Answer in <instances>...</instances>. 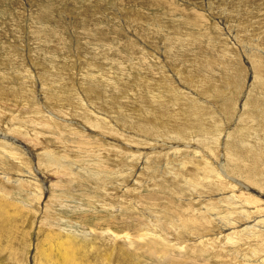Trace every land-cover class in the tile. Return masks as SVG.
Returning a JSON list of instances; mask_svg holds the SVG:
<instances>
[{
  "label": "rangeland",
  "instance_id": "1",
  "mask_svg": "<svg viewBox=\"0 0 264 264\" xmlns=\"http://www.w3.org/2000/svg\"><path fill=\"white\" fill-rule=\"evenodd\" d=\"M153 1L0 0V78H2L0 90L3 92L0 91V97L3 98H0V112H2L0 123H3L0 130L4 128L6 131L4 126L14 124V127L29 134L32 140L39 141L41 148L31 146L30 152L40 161V166L46 163V160L41 157L45 152H55L60 160L51 168L42 167L45 176H54L51 179L52 184L51 182L46 185L40 184L42 196L38 197L34 187V180L38 178L35 170L9 160H5L8 163L4 161L3 164L0 159V165L2 164L0 190L12 192L10 198L0 196L1 203L4 206L7 202L13 203L12 207L3 209L6 219H9L3 227V236L0 241L1 251H4L0 253V264H44L45 261L47 264V260L51 258H54L48 261L51 264H76L75 262L103 264L102 255L109 254L110 250L115 253L113 264H170L169 261L173 264L175 261L178 264H239L242 262L237 260V257L228 256L225 252L226 247H233L237 242L223 245L224 249L221 250L218 241L221 232L224 234L226 232L225 235L228 236L233 228L249 227V225L241 224V228H238L219 219L224 215H230L228 207L231 201L228 197L233 189L230 187L235 186L236 183L227 181V183L218 184L221 180L213 178L214 174L209 170L210 163L217 168L215 159L210 156L207 144L195 137L198 136L197 133L200 132L201 127L204 128L203 130H210L207 137L216 132L221 142V148L217 154L220 156L225 150L229 159L230 147L224 146L230 143L227 138L233 136L231 138H236L237 145H240L238 136L240 130L253 129V124L249 120L250 115L246 120L244 117L247 113L255 114L256 111L257 129L261 128L260 136H264V97L261 96L264 89L253 86L256 75H264V0H172L174 10L161 4V1L165 0H158L157 3ZM198 11L203 15L198 14ZM193 13L198 17L196 18ZM180 39L185 40L182 45L178 43ZM235 71L239 73L236 79L230 76L235 74ZM141 79H143L142 82H140ZM134 81L137 84L133 83ZM164 82H167L165 97L160 95L162 89L159 88L164 85ZM237 82L244 83L242 91L235 86ZM170 88L178 91L179 103L163 100L167 98ZM75 93L81 97L80 103L68 110L71 95ZM59 95L63 99L62 105L65 104L62 112L53 109L50 103L51 99L54 100ZM190 99L200 103L201 116L207 113L210 115L207 117L209 119L201 118L200 121L195 122L192 118L183 116V111L189 109L187 100ZM200 99L207 100L205 106ZM230 100H234L237 104L232 107ZM244 103L247 106L245 109ZM142 108H145V111ZM162 111L163 114H161ZM50 112L52 127L50 124L45 125L42 120L43 115ZM96 112L104 118L103 121L106 119L108 122L106 133L95 130L89 124L95 120L102 121L103 118ZM22 119L29 122H23ZM64 119L66 123L63 122ZM151 121L155 124L158 121L161 122L155 125ZM143 126L153 130L165 127L166 132L174 129L181 133L185 132L184 139L178 141V144H181L178 150L182 152L173 153L168 148L156 150L152 156L148 157L151 160H148L145 158L146 152L153 146L145 145L146 142L158 145L163 139L153 133L144 132ZM168 128L171 129L168 130ZM89 133L92 135L90 136ZM123 135L127 136L123 137ZM132 137H136L133 144ZM82 140L86 143L85 146H78L77 143ZM255 144V148L247 152L248 155L255 154L259 150L262 152L264 149L261 139L255 140ZM133 145L141 147L136 149L132 147ZM235 147L243 153L240 148L242 146ZM127 148L132 151L129 153ZM133 152L137 154L140 152L138 155L141 154L142 158H133ZM167 157L169 159H166ZM28 159L22 156V160ZM67 159L69 163L65 162V160L68 161ZM130 160L133 162L130 163ZM168 163H170L169 166ZM99 165L106 170L99 174L93 173V178L90 171L96 170L95 167ZM59 166L69 169L71 173L69 177L59 172ZM256 166L260 167V165ZM116 172L123 174L118 178ZM81 173L82 176L85 175L82 177ZM8 176L12 178V181L20 178L27 188L22 190L15 184L8 183L6 181ZM78 176L79 178L76 179ZM57 180L59 182H56ZM121 181L125 182L122 184ZM59 183L60 187L57 186ZM193 184L196 188L192 186ZM235 189L237 191L240 187ZM60 192L64 194L61 195ZM133 199L139 203L132 202ZM206 203H208L207 206H205ZM251 206L255 208L258 204L254 203ZM202 208L208 211L203 210V213ZM246 208L248 207L245 205L244 210L250 213V219H247L249 222L259 218ZM215 209H220L217 211L218 214ZM163 210L166 212L164 213ZM216 214L218 217L215 216ZM232 218L237 219V215H233ZM196 220L200 222L199 225ZM53 222L57 224H52ZM109 228L115 233L113 234ZM189 228H192L189 231L196 234L187 235L186 231ZM258 230L260 232L253 228V231L264 235L263 227L260 226ZM130 233L131 236H129ZM201 237L203 239H200ZM240 238L246 237L242 234ZM6 239L9 241L6 242ZM203 240H205V248L202 245ZM58 243L67 247H60ZM181 243L184 247L186 246L184 250H180L177 246ZM199 243H202V246ZM115 245L118 247L114 249ZM120 249L124 257L120 254ZM58 250L65 255L60 256ZM221 252L223 256H226L225 259L220 257ZM46 254L49 256L48 259ZM62 256H68L66 257L68 263ZM43 258L46 259L43 260Z\"/></svg>",
  "mask_w": 264,
  "mask_h": 264
},
{
  "label": "bare ground",
  "instance_id": "2",
  "mask_svg": "<svg viewBox=\"0 0 264 264\" xmlns=\"http://www.w3.org/2000/svg\"><path fill=\"white\" fill-rule=\"evenodd\" d=\"M157 1L158 0H154L153 2H156L157 3ZM159 2V1H158ZM161 4H163L165 7H167V8H172V10H174V5H173V1L172 0H165V1H161ZM152 5V4H151ZM127 10V9H126ZM129 10V9H128ZM176 12V11H175ZM175 12H174V14H175ZM181 12V11H180ZM186 13V12H185ZM193 14H195V13H193ZM198 14H200V15H203L202 13H199V11H198ZM171 15V14H170ZM182 15V14H181ZM184 15V14H183ZM188 14H186V16H187ZM199 15V16H200ZM197 16V14H195V17ZM188 17V16H187ZM198 17V16H197ZM196 17V18H197ZM195 18V19H196ZM199 18H201V17H199ZM202 19V18H201ZM205 19V18H204ZM198 22V21H197ZM191 25H193V24H191ZM189 26V25H188ZM195 26V25H194ZM198 26V25H197ZM142 28H144V27H142ZM188 30V29H187ZM151 31V30H150ZM151 33V32H150ZM190 38V37H189ZM167 39H169V37L167 36ZM175 40H178V39H176V38H174ZM169 41V40H168ZM185 42V40H179L178 41V43H179V45H182V43H184ZM72 44V43H71ZM186 45V44H185ZM144 46V45H143ZM183 47V46H182ZM144 49H146L147 50V48H144ZM153 50V49H152ZM155 52H156V50H154ZM158 49H157V52H156V56L158 57ZM44 52V51H43ZM154 52V53H155ZM152 53V52H151ZM153 55V54H152ZM159 60V59H158ZM147 63V62H146ZM238 63V62H237ZM132 64V63H131ZM158 64V63H157ZM159 65V64H158ZM161 65V64H160ZM259 65V64H258ZM236 66V65H235ZM160 67V66H159ZM231 67V66H230ZM234 67V66H233ZM164 68H167V67H164ZM226 68V67H225ZM130 70V69H129ZM173 70V69H172ZM236 70V69H235ZM237 70H238V68H237ZM233 71H234V68H233ZM236 73L235 74H233V75H230L232 78H237L238 77V75H239V73L237 72V71H235ZM158 74V73H157ZM167 74V73H166ZM165 74V75H166ZM172 74L173 75H175V73L174 72H172ZM182 75V74H181ZM20 76V75H19ZM135 76V75H134ZM5 77V76H4ZM3 77V78H4ZM14 77V76H13ZM190 78V77H189ZM2 78H0V80H1ZM22 79V78H21ZM192 79V78H191ZM14 80V79H13ZM134 80V79H133ZM186 80V79H185ZM143 81V79H141V81L140 82H142ZM147 81V80H146ZM156 81V80H155ZM187 81V80H186ZM48 82V81H47ZM52 82V81H51ZM148 82V81H147ZM193 82V81H192ZM254 82H255V85H253V86H255V88H258V87H260V88H263L264 89V75L263 76H261V75H256V78L254 79ZM133 83H136L135 81L133 82ZM195 83H196V81H195ZM3 84V83H2ZM45 84H47V83H45ZM137 84V83H136ZM165 84H167V82L165 83L164 82V85L161 87V86H159V88L160 89H162V91L160 92V95H163L164 97H165V90H166V85ZM243 82H241V83H235V86H237V88H238V90H241L242 91V87H243ZM48 85V84H47ZM140 86V85H139ZM165 86V87H164ZM234 86V85H233ZM146 87V86H145ZM144 87V88H145ZM224 87V86H223ZM225 87H227V86H225ZM56 88V87H55ZM232 88V87H231ZM254 88V87H253ZM157 89V88H156ZM155 89V90H156ZM168 89V88H167ZM181 89V88H180ZM221 89H224V88H221ZM229 89V88H228ZM235 89H236V87H235ZM16 90V89H15ZM22 90V89H21ZM225 90V89H224ZM1 91V90H0ZM12 91V90H11ZM31 91V90H30ZM77 91V90H76ZM137 91V90H136ZM181 91V90H180ZM223 91V90H222ZM20 92H22V91H20ZM68 92V91H67ZM67 92H66V95H67ZM73 92V91H72ZM82 92V91H81ZM86 92V91H85ZM138 92V91H137ZM260 92V91H259ZM1 93H3L2 91H1ZM56 93V92H55ZM69 93V92H68ZM70 93H71V91H70ZM79 93V92H78ZM89 93V92H88ZM159 93V92H158ZM190 93V92H189ZM225 93V92H224ZM21 94V93H20ZM19 94V95H20ZM52 94V93H51ZM58 94V93H57ZM143 94V93H142ZM156 94V93H155ZM167 98L165 99V98H163V100L165 101V102H167V100H169L170 102H172V103H176V102H180V99H178V96H179V94H178V91H176L174 88H170L169 90H168V92H167ZM206 94H208V92L206 93ZM230 94V93H229ZM234 94V93H233ZM250 94V93H249ZM260 94V93H259ZM262 94V95H261ZM260 95L261 96H263L264 97V93H261ZM25 95H27V94H25ZM62 95V94H61ZM63 95H64V93H63ZM69 95V94H68ZM71 95V94H70ZM123 95V94H122ZM146 95V94H145ZM257 95H258V93H257ZM55 96V95H54ZM82 96H84V94L82 95ZM124 96V95H123ZM147 96H148V94H147ZM146 96V97H147ZM158 96V95H157ZM188 96H189V94H188ZM232 96V95H231ZM20 97H22V96H20ZM61 97L62 96H58V98H55L54 100L53 99H51L50 100V103H52V108L53 109H56V111H58V112H62V111H64L63 109H64V105H62V100L63 99H61ZM66 97V96H65ZM127 97V96H126ZM180 97V96H179ZM193 97V96H192ZM233 97V96H232ZM260 97V96H259ZM0 98H2V96L0 97ZM25 98V97H24ZM64 98V97H63ZM68 98V97H67ZM70 98V97H69ZM84 98V97H83ZM123 98H125V97H123ZM3 99V98H2ZM21 99V98H20ZM49 99V98H48ZM65 99V98H64ZM159 99V98H158ZM195 99V98H194ZM194 99H190V100H187V104H188V107H189V109H187V111H183L184 112V114H183V116L185 117V118H192L193 120H195V122H197L196 120H199L200 121V119L202 118V119H209V118H207V117H210V115L209 114H204V115H202L201 116V113H200V108L202 107L201 105H200V103L198 102V101H194ZM69 100V99H68ZM80 100H81V97L78 95V94H73V95H71V101L69 102V104L67 103V100H66V103L68 104V106H69V109L68 110H71V109H73V107L74 106H77V105H79V103H80ZM139 100V99H138ZM201 101H203L204 102V106L206 105V103H207V100H203V99H200ZM20 101H22V100H20ZM25 101V100H24ZM23 101V102H24ZM86 101V100H85ZM104 101V100H103ZM154 101V100H153ZM231 101V105H232V107H234V105L235 104H237V102H235L234 100H230ZM65 102V101H64ZM145 102H147V101H145ZM100 103V102H99ZM160 103V102H159ZM2 104V103H1ZM145 104H147V103H145ZM245 104V103H244ZM97 105V104H96ZM39 106V105H38ZM145 106V105H144ZM244 106V109L247 107L246 106V104L245 105H243ZM252 106V105H251ZM18 107V106H17ZM20 107V106H19ZM22 107V106H21ZM47 107V106H46ZM161 107V106H160ZM166 107V106H165ZM209 107V106H208ZM258 107V106H257ZM9 108H10V106H9ZM33 108H35V107H33ZM158 108V107H157ZM163 108V107H162ZM238 108V107H237ZM256 108V107H255ZM1 109V108H0ZM103 109H104V107H103ZM143 109V108H142ZM145 109V108H144ZM143 109V110H144ZM151 109V108H150ZM208 109V108H207ZM252 108H250V110H251ZM49 110V109H48ZM152 110V109H151ZM158 110V109H157ZM204 110V109H203ZM261 110V109H260ZM35 111H36V109H35ZM107 111V110H106ZM145 111V110H144ZM159 111V110H158ZM262 111V110H261ZM261 111H258L259 113L261 112ZM29 112V111H28ZM47 112V111H46ZM109 112H111V111H109ZM151 112V111H150ZM160 112V111H159ZM248 112V111H247ZM254 112V111H253ZM257 112V111H256ZM256 112H255V114L254 113H247L246 115H245V117H244V120H246L248 117H249V115H250V118H249V120H251V122H252V124H253V126H252V128L253 129H247V130H245V129H241L240 130V132H239V134H238V136H239V138H240V145H237V143H236V138L235 139H232L231 137H233V136H231V137H228L227 138V140H228V142H230V143H228V144H224V146H229L230 147V154H229V159H228V154H227V152L224 150V153L222 154V155H218L217 154V152L219 151V149L221 148V142H220V140H219V138H218V135H217V133L215 132V133H213V134H210L208 137L206 136L207 135V133H209V131H206V130H203L204 128L203 127H201L200 128V132H198L197 134H198V136L197 137H195V138H197V139H202L207 145V150L210 152V156H212V157H214V159H215V163L217 164V168L219 167V169L217 170V168H216V166H214V164H212V163H210L209 161V170L214 174L213 175V178H216V180H221L218 184H221V183H224V182H226L227 183V181H234V183H236V185L235 186H231L230 188L232 189V193L230 194V196L228 197V200L229 201H231V203H230V205H229V207H228V211H230V215L228 216V215H224V216H222V218H219L220 220L222 219V221L225 223V222H229V224L230 225H235L236 227H238V228H241L240 227V225L241 224H246V225H249V227L247 226L246 228H241V229H237V228H233V229H231L230 231H231V233L227 236V235H225L226 234V232H225V234L223 233V232H221L220 233V235H221V237L218 239V237H217V239H218V241L220 242L219 244H220V248H221V250H222V248L224 249V247H223V245H230V244H234V243H236L237 242V244L235 245V246H233V247H226L225 248V252H226V254H228V256H230V257H232V258H234V257H237V260H241L243 263H245V264H264V235H262V234H259V233H257V232H260L258 229H260V226L261 227H263L264 228V149L262 150V152L259 150L258 152H256L255 154H247V152H251L255 147L254 146H256V144H255V140L257 141V140H259V139H261V141H262V143H264V136H260V129L261 128H259V129H257V127H258V122H257V119H256ZM0 113H2V112H0ZM73 113V112H72ZM90 113H91V111H90ZM97 113V112H96ZM145 113V112H144ZM209 113V112H208ZM12 114H14V113H12ZM23 114V113H22ZM40 114H41V112H40ZM50 114H52L51 112L49 113V114H47V115H43V118H42V120H43V122L45 123V125H47V124H50V123H52V120H51V118H50ZM78 114V113H77ZM84 114V113H83ZM100 114V113H99ZM98 113H97V115L98 116H100ZM155 113H153V115H154ZM161 114H163V111H162V113ZM15 115V114H14ZM26 115H27V113H26ZM67 115V114H66ZM102 115V114H101ZM104 116H105V114H103ZM111 115H114V114H111ZM143 115V114H142ZM149 115V114H148ZM212 115V114H211ZM261 115V114H260ZM41 116H42V114H41ZM145 116V115H144ZM159 116H161V115H159ZM30 117V116H29ZM100 117H102V116H100ZM114 117V116H113ZM146 117V116H145ZM144 117V118H145ZM155 117V116H154ZM217 117V116H216ZM8 118V117H7ZM28 118V117H27ZM103 118V117H102ZM110 118V117H109ZM260 118V117H259ZM95 119V118H94ZM165 119V118H164ZM217 119V118H216ZM0 120H1V118H0ZM23 120V119H22ZM104 120V118L102 119V121H99V120H95V121H93V122H90L89 124H90V126L92 127V128H94L95 130L97 129V130H101L102 131V133L103 132H105L106 133V131H107V127H108V122H107V120L105 119V121H103ZM145 120V119H144ZM149 120V119H148ZM190 120V119H189ZM211 120V119H210ZM25 121H27V120H23V122H25ZM63 121V120H62ZM89 121V120H88ZM191 121V120H190ZM189 121V122H190ZM12 122H13V119H12ZM27 122H29V121H27ZM26 122V123H27ZM64 123H66V119H64V121H63ZM152 122V121H151ZM158 122H161V121H158ZM157 122V123H158ZM188 122V123H189ZM2 123V122H1ZM0 123V127H1V125L3 124H1ZM14 123V122H13ZM20 123H22V122H20ZM41 123V122H40ZM75 123V122H74ZM156 123V124H157ZM187 123V122H186ZM187 123V124H188ZM202 123V122H201ZM31 124V123H30ZM36 124H39V123H37L36 122ZM43 124V123H42ZM54 124V123H53ZM82 124V123H81ZM152 124H155L154 122H152ZM155 124V125H156ZM159 124V123H158ZM160 124H162V123H160ZM197 124V123H196ZM200 124V123H199ZM255 124V125H254ZM35 125V124H34ZM86 125V124H85ZM84 125V126H85ZM188 125H192V124H188ZM201 125H203V123L201 124ZM251 125V124H250ZM249 125V126H250ZM3 126V125H2ZM15 125L13 124V125H11V126H8V125H6V126H4L5 128H6V131H4L5 129L3 128L2 130H0V159H1V161H2V163L6 160H9L10 162H13V163H15V164H18V163H20V166H25L26 165V167H28L29 169H34L35 170V175H36V177H38V178H35V180H34V187L36 188V192H37V195H38V197H40V196H42V193H41V191H40V188H41V183L42 184H45L46 185V183H49L50 184V182H51V184H52V181H51V179L53 178V176L54 175H48V176H45V171L42 169V167H44V168H51L53 165H57L58 163H59V161L60 160H58V158H57V156H56V154H55V152H53V153H51V152H45V153H43L42 155H41V157L44 159V160H46V163H45V165H43V166H40V161H38L32 154H31V152H30V149H31V146H34V147H37V146H39L40 147V143H38L39 141H37V140H32V137H30L29 136V134H26L25 132H23L21 129H19V128H16V127H14ZM50 126H51V124H50ZM82 126V125H81ZM80 126V127H81ZM88 126V125H87ZM161 126V125H160ZM248 126V127H249ZM34 127V126H33ZM43 127V126H42ZM52 127V126H51ZM89 127V126H88ZM144 127V126H143ZM200 127V126H199ZM35 128V127H34ZM148 126L147 127H144L143 128V131L144 132H146V133H153L155 136H157V137H159L160 139H163V141L162 142H159L158 143V145L157 144H153V143H149V142H146V144L145 145H148V146H153V148L152 149H148V151L146 152V155H145V158H148L149 156H152L153 154L152 153H154L156 150H165L166 148H168L169 149V151L170 152H173V153H180V152H182L181 150H178V147H180V145L178 144V141L180 142V141H182L183 139H184V134H185V132H180V131H177V129H176V131H168V132H166V129H165V127L163 128V127H161V128H158L157 130H153V129H151V128H148ZM152 128H153V126H152ZM195 128V127H194ZM197 128H198V126H197ZM244 128V127H243ZM30 129V128H29ZM43 129V128H42ZM79 129V128H78ZM171 128H168V130H170ZM209 129V128H208ZM25 130V129H24ZM28 130V129H27ZM80 130V129H79ZM84 129H82V131H83ZM87 131H89V130H87ZM247 131V132H246ZM84 132V131H83ZM94 132V131H93ZM191 133L193 132V131H190ZM87 133V132H86ZM86 133H84V134H86ZM97 133H99V132H97ZM117 133V132H116ZM238 133V132H237ZM46 134V133H45ZM75 134V133H74ZM196 134V133H195ZM39 135V134H38ZM89 135H90V133H89ZM88 135V136H89ZM92 135V134H91ZM90 135V136H91ZM89 136V137H90ZM125 136H127V135H125ZM124 135H123V137H125ZM88 137V138H89ZM95 137V136H94ZM93 137V138H94ZM120 137V136H119ZM130 136H128V138H129ZM140 137V136H139ZM37 138V137H36ZM76 138V137H75ZM91 138V137H90ZM131 138V137H130ZM134 138H136V137H134ZM133 137H132V139H134ZM142 138V137H141ZM239 138H238V140H239ZM53 139H55L54 137H53ZM56 139H57V137H56ZM60 139V138H59ZM58 139V140H59ZM118 139V138H117ZM116 139V140H117ZM126 139V138H125ZM57 140V141H58ZM74 140V139H73ZM92 140V139H91ZM113 140V139H112ZM65 141V140H64ZM64 141H63V143H64ZM89 141V140H88ZM120 141V140H119ZM129 141V140H128ZM127 141V142H128ZM132 141V140H131ZM134 141H135V139L133 140V142H131L132 144L134 143ZM185 141H186V139H185ZM59 142V141H58ZM90 142V141H89ZM88 142V143H89ZM109 142V141H108ZM124 142H125V140H124ZM126 142V143H127ZM201 142V140L199 141V143ZM72 143V142H71ZM92 143V142H91ZM96 143V142H95ZM121 143V142H120ZM125 143V144H126ZM204 143V144H205ZM239 143V142H238ZM257 143V142H256ZM65 144V143H64ZM85 142H84V140H82V141H80V142H78L77 143V145L78 146H85ZM90 144V143H89ZM110 144H111V142H110ZM118 144V143H117ZM124 144V145H125ZM198 145V144H197ZM89 146V145H88ZM147 146V147H148ZM190 146V145H189ZM206 146H204L205 147V149H206ZM223 146V147H224ZM235 146H242V147H240L241 148V150H242V152L244 153H240L239 151H238V149L235 147ZM258 146V145H257ZM116 147V146H115ZM119 147V146H118ZM121 147V146H120ZM125 147V146H124ZM129 147H131V146H129ZM132 147H134V148H136V149H139L141 146H135V145H133ZM143 147V146H142ZM190 147H192V146H190ZM41 148V147H40ZM75 148V147H74ZM109 148V147H108ZM123 148V147H122ZM148 148H150V147H148ZM197 148V147H196ZM227 148V147H226ZM33 149V148H32ZM84 149V148H83ZM98 149V148H97ZM102 149V148H101ZM135 149V150H136ZM187 149H188V147H187ZM53 150V149H52ZM69 150V149H68ZM73 150V149H72ZM81 150V149H80ZM94 150V149H93ZM105 150H107V149H105ZM109 150V149H108ZM116 150H118V149H116ZM125 150V149H124ZM127 151H129L128 150V148L126 149ZM131 151H132V149H130ZM190 150H192V149H190ZM193 150H194V148H193ZM199 150V149H198ZM240 150V151H241ZM65 151V150H64ZM99 151V150H98ZM131 151H129V153L131 152ZM139 151V150H138ZM143 151V150H142ZM141 151V152H142ZM168 151V152H169ZM66 152V151H65ZM77 152H79V151H77ZM83 152H84V150H83ZM82 152V153H83ZM89 152H91V151H89ZM88 152V153H89ZM101 152V151H100ZM189 152V151H188ZM187 152V153H188ZM190 152H192V151H190ZM189 152V153H190ZM245 152H246V154H245ZM80 153V152H79ZM88 153L86 154V155H88ZM121 153V152H120ZM119 153V154H120ZM140 153V152H139ZM138 153V154H139ZM196 153V152H195ZM201 153V152H200ZM59 154V153H58ZM64 154V153H63ZM66 154V153H65ZM68 154V153H67ZM73 154V153H72ZM125 154H126V152H125ZM136 152H133L132 153V156H133V158H139L140 157V155H138ZM168 154V153H167ZM171 154V153H170ZM193 154V153H192ZM60 155V154H59ZM59 155H58V157H59ZM70 155V154H69ZM80 155H82V154H80ZM80 155H78V156H80ZM103 155V154H102ZM144 155V154H143ZM172 155V154H171ZM180 155V154H179ZM183 155V154H182ZM22 156H26V157H28L29 159L27 160V161H24V160H22ZM93 156V155H92ZM129 156V155H128ZM127 156V157H128ZM156 156H157V154H156ZM174 156V155H173ZM186 156V155H185ZM197 156H199V155H197ZM61 157H62V153H61ZM64 157V156H63ZM70 157V156H69ZM88 157H90V156H88ZM108 157V156H107ZM144 157V156H143ZM192 157H193V155H192ZM200 157V156H199ZM205 157V156H204ZM211 157V158H212ZM30 158H32V159H30ZM60 158V157H59ZM65 158H66V156H65ZM80 158V157H79ZM79 158H75L76 160H78ZM123 158V157H122ZM132 158V159H133ZM140 158H142V157H140ZM159 159L161 158V156L159 155V157H158ZM178 158V157H177ZM180 158V157H179ZM23 159H25V158H23ZM35 159H36V164H35ZM70 159V158H69ZM119 159H121V158H119ZM150 158H148V160H149ZM166 159H169L168 157L166 158ZM197 159V158H196ZM34 160V161H33ZM62 160V159H61ZM68 160V159H67ZM83 160V159H82ZM128 161H129V159H127ZM151 160V159H150ZM174 160V159H173ZM186 160V159H185ZM198 160V159H197ZM5 161V162H6ZM90 161H92V160H90ZM89 161V162H90ZM131 161L132 160H130V163H131ZM138 161V160H137ZM139 161H141V159L139 160ZM138 161V162H139ZM156 161V160H155ZM187 161V160H186ZM200 161H201V158H200ZM203 161V160H202ZM65 162H68L69 163V160L68 161H66L65 160ZM78 162V161H77ZM85 162V161H84ZM94 162H95V160H94ZM127 162V161H126ZM133 162V161H132ZM175 162V161H174ZM205 162V161H204ZM6 163H8V162H6ZM137 163V162H136ZM135 163V164H136ZM140 163V162H139ZM141 163H142V161H141ZM140 163V164H141ZM145 163V162H144ZM151 163H152V161H151ZM190 163V162H189ZM199 163V162H198ZM4 164V163H3ZM9 164H11V163H9ZM8 164V165H9ZM33 164H34V166H33ZM64 164H67V163H64ZM169 164L170 163H168V166H169ZM201 164H202V162H201ZM212 164V165H211ZM2 165V164H1ZM0 165V166H1ZM61 165V164H60ZM131 165V164H130ZM153 165V164H152ZM184 165V164H183ZM185 165H186V163H185ZM226 165V166H225ZM256 165H260V167H257ZM16 166H18V165H16ZM148 166V165H147ZM4 168H5V166H3ZM11 167V166H10ZM33 167H35V168H33ZM89 167H91V166H89ZM150 167H151V165H150ZM88 168V167H87ZM144 168V167H143ZM145 168H147V167H145ZM186 168V167H185ZM202 168V167H201ZM10 169H12V168H10ZM18 169V168H17ZM21 169V168H20ZM95 169L96 170H92V171H90L91 172V175H93V173H98L99 174V172H104L106 169L104 168V167H101L100 165L99 166H97V167H95ZM127 169V168H126ZM129 169H131V168H129ZM155 169V168H154ZM200 169V168H199ZM203 169V168H202ZM201 169V170H202ZM6 170V169H5ZM53 170V169H52ZM56 170V169H55ZM58 170H59V172L63 175V176H66V177H69V174H71L70 172H69V169H67V168H63V167H61V166H59L58 167ZM86 170V169H85ZM85 170H83V171H85ZM132 170H134V169H132ZM144 170V169H143ZM146 170V169H145ZM149 170V169H148ZM159 170V169H158ZM191 170V169H190ZM2 171V170H1ZM21 172H23V170L21 169L20 170ZM29 171V170H28ZM128 171V170H127ZM153 171V170H152ZM172 171V170H171ZM187 171V170H186ZM5 172V171H4ZM30 172H31V170H30ZM107 172V171H106ZM130 172V171H129ZM149 172H150V170H149ZM7 173H8V171H7ZM28 173V172H27ZM49 173V172H48ZM83 173V172H82ZM82 173H81V176H82ZM117 174H116V176L118 177V178H120L121 177V175L123 174V173H119V172H116ZM153 173H155V171L153 172ZM196 173V172H195ZM22 174H24V172L22 173ZM47 174V173H46ZM50 174V173H49ZM53 174V173H52ZM73 174V173H72ZM79 174V173H78ZM131 174H132V171H131ZM180 174V173H179ZM183 174V173H182ZM200 174V173H199ZM56 175V174H55ZM80 175V174H79ZM85 175V174H84ZM83 175V176H84ZM86 175H88V174H86ZM192 175V174H191ZM190 175V176H191ZM13 175L11 174V177H12ZM70 176H72V175H70ZM82 176V177H83ZM127 176H129L128 174H127ZM180 176V175H179ZM187 176H188V174H187ZM210 176H211V174H210ZM10 176H8V178H6V181L8 182V183H11V184H15L16 186H18V187H20L22 190L23 189H25V188H27V186L25 185V182H22V181H20V178H19V180H17V181H12V178H11ZM26 177H28V176H26ZM57 177V176H56ZM60 177V176H59ZM62 177V176H61ZM74 177H75V175H74ZM86 177V176H85ZM209 177V176H208ZM30 178V177H29ZM58 178V177H57ZM77 178H79V176L78 177H76V179ZM93 178H94V175H93ZM111 178H112V176H111ZM194 178V177H193ZM192 178V179H193ZM22 179H24V178H22ZM30 179H33V178H30ZM60 179V178H59ZM63 179V178H62ZM70 179V178H69ZM90 179H92V178H90ZM128 180H129V177L127 178ZM184 179H185V177H184ZM201 179V178H200ZM205 179H207V178H205ZM28 180V179H27ZM65 180V179H64ZM75 180V179H74ZM73 180V181H74ZM78 180H80V179H78ZM125 181H126V179H124ZM181 180H182V178H181ZM193 180H195V179H193ZM197 180V179H196ZM125 181H123V182H125ZM211 181V180H210ZM29 182H31V181H29ZM56 182H59L58 180L56 181ZM56 182H55V184H54V186L56 185ZM122 182V181H121ZM123 182H122V184H123ZM83 183V182H82ZM188 183V182H187ZM33 184V183H32ZM62 184V183H61ZM84 184V183H83ZM122 184L120 185V186H122ZM160 184H161V182H160ZM14 185V186H15ZM163 185V184H162ZM165 185V184H164ZM184 185V184H183ZM188 185H190V184H188ZM208 185H210V184H208ZM217 185V184H216ZM227 185V184H226ZM233 185V184H232ZM30 185H28V187H29ZM57 186H59L60 187V183H59V185L57 184ZM62 186V185H61ZM68 186V185H67ZM81 186H84V185H81ZM193 187H195L194 186V184L192 185ZM199 186V185H198ZM201 186V185H200ZM199 186V187H200ZM228 186V185H227ZM48 187V186H47ZM65 187V186H64ZM71 187H73V186H71ZM85 187V186H84ZM186 187V186H185ZM203 187V186H202ZM206 187V186H205ZM213 187H215V186H213ZM218 187H220V186H218ZM236 187H240V189L239 190H237L236 191ZM67 188V187H66ZM65 188V189H66ZM89 189V187H86V189ZM91 188V187H90ZM159 188V187H158ZM187 188H188V186H187ZM196 188V187H195ZM204 188V187H203ZM59 189H63V188H59ZM67 189H69V188H67ZM218 189V188H217ZM226 189H229V188H226ZM218 190H220V189H218ZM47 191V190H46ZM63 191V190H62ZM74 191V190H73ZM85 191V190H84ZM132 191H135V190H132ZM137 191V190H136ZM155 191H156V189H155ZM161 191V190H160ZM48 192V191H47ZM67 192V191H66ZM69 192H70V190H69ZM94 192H95V189H94ZM106 192V191H105ZM130 192V191H129ZM162 192V191H161ZM221 192V191H220ZM219 192V193H220ZM12 193V192H11ZM9 191H7V190H0V196L1 197H5V196H7L8 198H10L11 196H12V194H11ZM32 194H33V191L31 192ZM73 193V192H72ZM83 193V192H82ZM89 193V192H88ZM88 193H87V195H88ZM133 193V192H132ZM59 194H61V192L59 193ZM64 193H62L61 195H63ZM66 194V193H65ZM68 194V193H67ZM71 193H69V195H70ZM75 194V193H74ZM89 194H91V193H89ZM95 194V193H94ZM157 194H158V192H157ZM163 194V193H162ZM222 194V193H221ZM34 195H35V193H34ZM75 195H78V194H75ZM92 195V194H91ZM90 195V196H91ZM153 195V194H152ZM166 195V194H165ZM164 195V196H165ZM204 195V194H203ZM56 196V195H55ZM150 196V195H149ZM202 196V195H201ZM201 196H199V197H201ZM258 196V197H257ZM27 197H28V195H27ZM33 197V196H32ZM72 197V196H71ZM87 197V196H86ZM121 197V196H120ZM152 197V196H151ZM153 197H154V195H153ZM206 197V196H205ZM30 198V197H29ZM58 198H61V197H59L58 196ZM142 198H144V197H142ZM211 198V197H210ZM215 198V197H214ZM221 198V197H220ZM219 198V199H220ZM92 199V198H91ZM156 199V198H155ZM154 199V200H155ZM213 199V198H212ZM216 199V198H215ZM225 199V198H224ZM70 200V199H69ZM72 200V199H71ZM76 200V198L74 199V201ZM131 200V199H130ZM149 200V199H148ZM194 200V199H193ZM223 200V199H222ZM8 201V200H7ZM98 201V200H97ZM119 201H120V199H119ZM144 201V200H143ZM195 201V200H194ZM216 201V200H215ZM220 201V200H219ZM2 202H4V201H2ZM11 202H12V198H11ZM14 202V201H13ZM121 202V201H120ZM132 202H136V201H134V199H133V201ZM138 202V201H137ZM136 202V203H137ZM146 202V201H145ZM156 202V201H155ZM212 202V201H211ZM217 202V201H216ZM220 202H224V201H220ZM228 202V201H227ZM0 203H1V198H0ZM75 203V202H74ZM97 203V202H96ZM139 203V202H138ZM149 203V202H148ZM152 203V202H151ZM154 203V202H153ZM200 203V202H199ZM254 203H256V204H258V207L256 206L255 208H252V204H254ZM13 204V203H12ZM10 202H7V204L4 206V205H2V203L0 204V241H1V238H2V236H3V227H5V225L7 224V222H8V219H6V217H5V214L3 213V209H4V207H7V208H10V207H12L11 205H12ZM142 204H144V203H142ZM155 204V203H154ZM157 204V203H156ZM202 204V203H201ZM207 204L208 203H206V205L205 206H207ZM204 205V204H203ZM202 205V206H203ZM222 206H223V204H221ZM245 205L248 207V208H246V209H249L250 210V212H253V214H255L256 216H258L259 218L258 219H255L254 221L253 220H250V222L247 220V219H250L249 218V216H250V213H248L247 211H245L244 210V207H245ZM260 205H263V206H260ZM141 207H142V205H140ZM201 206V207H202ZM210 206V205H209ZM213 206H215V205H213ZM218 206V205H217ZM221 206V207H222ZM225 206V205H224ZM254 206V205H253ZM95 207H96V205H95ZM144 207V206H143ZM142 207V208H143ZM168 207H169V205H168ZM204 207V206H203ZM211 208H212V206H210ZM121 208V207H120ZM122 208H124V207H122ZM130 208V207H129ZM128 208V209H129ZM136 208H138V207H136ZM145 208V207H144ZM218 208V207H217ZM94 209V208H93ZM146 209V208H145ZM148 209V208H147ZM210 209V208H209ZM135 210V209H134ZM139 210V209H138ZM154 210V209H153ZM181 210V209H180ZM183 210V209H182ZM188 210V209H187ZM195 210V209H194ZM199 210V209H198ZM203 210L204 211H208V210H205V208L203 209L202 208V212H203ZM220 210V209H219ZM219 210H216L215 209V211H216V213H217V211H219ZM136 211V210H135ZM134 211V212H135ZM164 211V210H163ZM163 211H161V212H163ZM184 211V210H183ZM196 211V210H195ZM210 211V210H209ZM226 211V210H225ZM138 212V211H137ZM166 211H164V213H165ZM185 212H186V209H185ZM184 212V213H185ZM192 212H194V211H192ZM236 212V213H235ZM9 213V212H8ZM13 213V212H12ZM144 213V212H143ZM148 213V212H147ZM150 213H151V211H150ZM156 213V212H155ZM169 213V212H168ZM167 213V214H168ZM176 213V212H175ZM187 213V212H186ZM191 214L192 215V213L191 212H188V214ZM204 213V212H203ZM211 213V212H210ZM222 213V212H221ZM225 213V212H224ZM235 213V214H234ZM158 214V213H157ZM156 214V215H157ZM171 214H174V213H171ZM178 215L180 214V213H177ZM206 214V213H205ZM218 214V213H217ZM217 214L215 215V216H217ZM155 215V216H156ZM177 215V216H178ZM180 215H182V214H180ZM198 215V214H197ZM200 215V214H199ZM206 215H208V214H206ZM211 214H209V216H210ZM236 216L237 215V219H233L232 218V216ZM9 215L7 214V217H8ZM148 216V215H147ZM159 216V215H158ZM163 216H165V215H163ZM186 216V215H185ZM184 216V217H185ZM202 216V215H201ZM139 217V216H138ZM149 217V216H148ZM151 217V216H150ZM152 217H153V214H152ZM179 217V216H178ZM182 217V216H181ZM204 217V216H203ZM218 217V216H217ZM221 217V216H220ZM252 217H253V215H252ZM252 217H251V219H252ZM129 218H131L130 216H129ZM154 218V217H153ZM200 218V217H199ZM236 218V217H235ZM133 219V218H132ZM160 219H161V217H160ZM174 219V218H173ZM176 219H177V217H176ZM179 219V218H178ZM205 220H206V218H204ZM209 219V218H208ZM212 219V218H211ZM217 219V218H216ZM135 220V219H134ZM144 220V219H143ZM162 220V219H161ZM165 220V219H164ZM175 220V219H174ZM214 220V219H213ZM218 220V219H217ZM216 220V221H217ZM257 220H258V222H257ZM188 221V220H187ZM201 221H202V219H201ZM216 221H214V222H216ZM251 221H253L252 223H251ZM49 222H51V221H49ZM161 222V221H160ZM171 222V221H170ZM177 222V221H176ZM211 222H213L212 220H211ZM106 223V222H105ZM113 223V222H112ZM143 223V222H142ZM141 223V224H142ZM196 223L199 225V221L198 220H196ZM203 223V222H202ZM257 223V224H256ZM52 224H57V223H55V222H53ZM107 224H108V222H107ZM134 224V223H133ZM152 224V223H151ZM196 224V225H197ZM204 224H205V221H204ZM210 225H213L212 223H209ZM208 224V225H209ZM131 225V224H130ZM170 225V224H169ZM176 225V224H175ZM185 225V224H184ZM183 225V226H184ZM207 225V224H206ZM205 225V226H206ZM153 226V225H152ZM187 226V225H186ZM204 226V225H203ZM213 226H215V225H213ZM109 227V226H108ZM150 227V226H149ZM148 227V228H149ZM163 227V226H162ZM168 227V226H167ZM170 227V226H169ZM216 227H217V225H216ZM226 227H227V225H226ZM103 228H105L106 229V227H103ZM140 228V227H139ZM164 228V227H163ZM162 228V229H163ZM171 228V227H170ZM172 228H174V227H172ZM178 228V227H177ZM180 228V227H179ZM187 228H188V226H187ZM253 228L254 229H256V231L257 232H255V231H253ZM110 229V228H109ZM114 229V228H113ZM130 229V228H129ZM128 229V230H129ZM136 229V227L134 228V230ZM160 229V228H159ZM175 229V228H174ZM190 229H192V228H189L188 229V231H186V234L187 235H194V234H196V233H194L193 231H189ZM195 229V228H194ZM204 229V228H203ZM206 229V228H205ZM111 230V232H113V230L112 229H110ZM118 230V229H117ZM142 230V229H141ZM150 230H151V228H150ZM149 230V231H150ZM202 230V229H201ZM14 231V230H13ZM103 231V230H102ZM121 231V230H120ZM123 231V230H122ZM136 231H138V230H136ZM135 231V232H136ZM154 231V230H153ZM204 231V230H203ZM223 231V230H222ZM118 232V231H117ZM123 232H125V231H123ZM123 232H121L122 234H123ZM140 232V231H139ZM139 232H137V233H139ZM198 232H199V229H198ZM212 232V231H211ZM211 232H209V233H211ZM103 233H104V231H103ZM115 232H113V234H114ZM118 233H120V232H118ZM136 233V234H137ZM155 233H157V232H155ZM13 234V233H12ZM105 234V233H104ZM146 234V233H145ZM213 234V233H212ZM244 235L246 238H244V239H241L240 238V236L241 235ZM118 235V234H117ZM126 235V234H125ZM177 235H179V234H177ZM176 235V236H177ZM218 235V234H217ZM49 236H51V234L49 235ZM100 236H102V235H100ZM129 236H131V233H130V235ZM139 236V235H138ZM144 236V235H143ZM15 238V237H14ZM50 238V237H49ZM52 238V237H51ZM53 238H55L54 236H53ZM116 238V237H115ZM131 238H133V237H131ZM24 239V238H23ZM140 239V238H139ZM200 239H203L202 237L200 238ZM199 239V240H200ZM210 239V238H209ZM213 239V238H212ZM7 241L6 242H8L9 240L8 239H6ZM48 240H50V239H48ZM52 240V239H51ZM55 240V239H54ZM67 240H69V239H67ZM71 240V239H70ZM106 240V239H105ZM142 240V239H141ZM205 240H206V238H205ZM205 240H203V244L202 245H204V241ZM214 240V239H213ZM212 240V241H213ZM72 241V240H71ZM70 241V242H71ZM177 241H180V240H177ZM51 242V241H50ZM62 242V241H61ZM67 243H68V241H66ZM207 242V241H206ZM64 243V242H63ZM120 243V242H119ZM209 243V242H208ZM212 243H214V242H212ZM52 244V243H51ZM70 244V243H69ZM72 244H73V242H72ZM72 244H70V245H72ZM200 244V243H199ZM200 244V245H201ZM207 244V243H206ZM201 245V246H202ZM211 245V244H210ZM214 245V244H213ZM212 245V246H213ZM58 246H62V247H64L65 245H61L60 243H58ZM120 246V245H119ZM178 247H179V249L180 250H184L185 248H186V246L184 247L183 246V243H181L180 245L178 244L177 245ZM205 246L206 245H204L203 247L205 248ZM209 246V245H208ZM211 246V247H212ZM5 247V246H4ZM57 247V246H56ZM67 246H65V248H66ZM115 247H118V245H115L114 246V249H115ZM208 248V247H207ZM210 248V247H209ZM219 248V249H220ZM1 247H0V253H3L4 251H1ZM5 249H6V247H5ZM64 249V248H63ZM62 249V250H63ZM113 249V250H114ZM61 250V251H62ZM67 250H68V248H67ZM119 250V249H118ZM216 250V249H215ZM59 251V250H58ZM75 251V250H74ZM109 251V250H108ZM48 252V251H47ZM60 252V251H59ZM65 252H68V251H65ZM71 252V251H70ZM79 253H80V251H78ZM110 253L109 254H104V255H102L101 257H102V259L104 260L103 261V264H113V258H114V255H115V253H114V251H112V250H110L109 251ZM120 254L122 255V257H124V254H123V251H122V249H120ZM119 252H118V254H119ZM220 253V252H219ZM51 254V253H50ZM58 254H60V256H61V254H64V252H60V253H58ZM71 254H72V252H71ZM71 254H69V255H71ZM75 254V253H74ZM225 254V255H226ZM47 255V254H46ZM65 255V254H64ZM67 255H68V253H67ZM42 256V255H41ZM44 256V255H43ZM73 256V255H72ZM119 256V255H118ZM47 257V259H48V255L46 256ZM63 258L65 257V256H62ZM66 257H68V256H66ZM66 257H65V261L67 262L68 260H66ZM71 257V256H70ZM69 257V258H70ZM220 257L221 258H226V256H223L222 255V252H221V254H220ZM117 258V257H116ZM132 258L134 259V257H133V255H132ZM228 258V257H227ZM6 259V258H5ZM46 258H43V260H45ZM51 259H54V258H51ZM51 259H48L47 260V264H51V263H49L48 261L49 260H51ZM77 260V259H76ZM118 260V259H117ZM54 261V260H53ZM232 261H235V260H232ZM52 262V261H51ZM242 262H240L239 264H243ZM43 263V262H42ZM54 263V262H53ZM68 263V262H67ZM70 263V262H69ZM73 263H74V261H73ZM76 264H78L77 262H75ZM122 263H123V261H122ZM169 263L170 264H173V262H171V261H169ZM44 264H46V261L44 262ZM65 264V263H64ZM79 264H80V262H79ZM82 264V263H81ZM175 264H178L176 261H175Z\"/></svg>",
  "mask_w": 264,
  "mask_h": 264
}]
</instances>
